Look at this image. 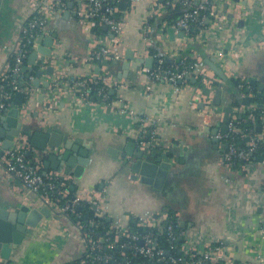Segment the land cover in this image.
<instances>
[{
  "label": "crops",
  "instance_id": "0c3cea01",
  "mask_svg": "<svg viewBox=\"0 0 264 264\" xmlns=\"http://www.w3.org/2000/svg\"><path fill=\"white\" fill-rule=\"evenodd\" d=\"M124 1L128 2L125 31L115 44L111 35L108 42L122 55L118 61H126L128 52L133 53L131 63L145 57L157 60L158 55L150 54L153 45L160 55L171 59L187 53L196 62L189 76L195 81L188 79L190 82L176 84L158 81L148 95L143 85L149 78L140 71L147 67L145 64L139 69L131 67L128 72L123 64L113 66L112 72L104 63L91 65L87 57L102 43V38L84 28L76 4L69 1L66 9L71 11L69 19L63 18L65 10L56 13L50 23L51 31L58 32L51 63L55 65V77L91 75L101 81L110 75L122 80L123 86L112 87L113 92L110 89L112 99L106 105L76 103V97L71 98L65 85L57 92L56 101H51L53 97L49 93L41 103L39 93L36 95L27 124L44 130L52 127L78 146L86 143L90 148L91 162L81 178L52 168L46 175L58 174L65 178L73 196L86 198L92 190L102 194L107 189L105 213L114 227L128 224L132 216L156 217L158 212L172 209L181 224H186L183 227L185 244L192 237V241L198 240L197 247L202 248L223 237L226 251L236 260L243 264H261L253 250L264 256V239L259 233V228L264 226V161L255 158L241 169L227 167L222 161L227 141L219 137L223 136L219 123L228 103L233 104L234 112L238 110V114H242L254 111L260 105L258 96L264 95V90L259 88L264 85V0H225L221 7L223 21L207 22L197 41L178 36L170 40L166 22L153 26L149 46L144 40V21L166 13L158 8L165 0H137L133 9L130 0ZM27 2L4 0L0 17V71L7 64L9 48L15 45L20 23L28 15ZM220 51L224 53L221 59ZM209 61L222 68L226 80L213 71ZM98 67H101L99 73ZM42 78L49 80L50 75L45 73ZM234 78L240 79L237 86L230 82ZM219 83L223 92L221 103L215 105L214 95ZM205 88L210 89L209 94L204 93ZM246 96L251 99L248 105L243 103ZM48 102H51L49 108L46 107ZM214 108L222 111L219 118L205 115ZM123 109H132L140 117L158 121L154 138L153 135L145 137V141L155 144L158 157L168 148L173 151L171 162L177 170L165 178L161 188L133 179L132 171L125 166L121 153L130 141L136 142L138 147L140 123L122 112ZM4 114L0 115V126ZM218 128L215 136L213 133ZM260 134L264 142V131ZM216 137L219 139L215 140ZM29 153L41 163L44 174L43 155L37 154L33 147ZM24 190L21 181L7 173L0 159L1 203L8 209L23 204L35 206ZM68 217L54 213L44 218L23 244L15 248L12 260L16 264H65L79 259L86 246L76 224Z\"/></svg>",
  "mask_w": 264,
  "mask_h": 264
},
{
  "label": "built area",
  "instance_id": "2783aa9c",
  "mask_svg": "<svg viewBox=\"0 0 264 264\" xmlns=\"http://www.w3.org/2000/svg\"><path fill=\"white\" fill-rule=\"evenodd\" d=\"M69 1H73L76 4V12L79 16L82 25L90 34H96L94 31L97 27L107 26V33L99 35L101 44L94 48L87 61L91 65L98 64V62L109 60L118 61L122 55L118 53L114 47L109 44L110 35L113 37L112 43L122 36L127 25L125 13L128 10H122L120 4L124 0H30L33 10L23 20L18 29V34L15 39V45L10 47L7 52V64L0 71V115L10 110L13 106V99L17 92H23L25 94L24 103L21 106L20 114L21 119L26 121L29 114L32 112L33 103L35 97L40 90L32 85L33 80L36 78L35 72L37 70H44L49 63L47 59L45 64H40L34 72L25 77L23 74V68L27 64V59L33 50L37 49L39 44L38 39L42 36H46L51 32L50 23L51 19L56 13H62L68 9ZM137 0H130L131 9L135 8ZM225 0H168L166 4L158 6L161 11H168V7H176L177 3H180L185 10L181 14L180 18L176 21L175 28L182 27L185 36L188 40H197L196 37L189 36L190 28L193 22H197L201 28L200 33L206 28L204 22L208 20L207 15H211L212 20L215 22H222L224 15L222 14V5ZM159 8V9H160ZM158 11V10H157ZM210 21V20H209ZM144 40L146 45H150L151 33L153 26L150 23V19L147 18L144 21ZM164 40V36L161 37ZM103 40V41H102ZM118 42V40H117ZM223 52H219V58H223ZM156 56V55H155ZM157 57V56H156ZM164 58L158 57L156 63L152 67H144L140 71L146 74L149 78V82L145 83L144 92L148 95L153 89V84L158 81H165L171 83H187L188 77L191 75L190 70L180 69V65H184L185 61L182 58L179 63H176L174 67L166 66L164 64ZM51 63V62H50ZM49 63V64H50ZM21 82L19 81L21 78ZM66 87V89L75 96L76 103H84L90 105H106L110 101L109 91L112 87L121 88L123 81L116 79L110 75H106L101 82L103 85L98 89L97 95L101 97V101H93L91 92L93 87L91 84L96 83L93 76H76L71 75L69 77L59 76ZM53 99L56 101V94L52 93ZM220 113L221 110H218ZM122 112L128 114L135 121L140 123L139 136L145 138L146 135L156 134V127L158 121L152 118L140 117L137 112L132 109H123ZM239 111L236 110L229 123V131L225 135L219 137L226 138L232 133L239 134L240 138H246L248 140V150L253 152L258 150L263 143V135L260 133H254L249 130H242L239 128L240 120L238 119ZM264 119V115H263ZM143 146L149 149H154L152 141L142 142ZM3 145V138L0 137V150ZM248 150L240 148L235 142H229V146L225 151L222 161L223 163L232 168L234 165V159L246 160V164L250 163ZM32 151L27 136L20 134L15 138L14 145L6 149L0 159L5 165V169L8 174L19 179L24 187L25 194L34 203L33 207L49 206L51 208L64 211L66 214L73 212L74 208L79 204L81 200L87 199L94 206V216L101 218L107 217L105 213L104 201L105 192L99 194L95 190H92L86 198L81 196H74L70 198V190L65 178L60 183H57L58 178H62L58 174L44 175L42 173V165L37 159H30L28 153ZM38 154V153H37ZM37 160V161H36ZM64 199L65 201H62ZM32 206V205H31ZM177 216V214H174ZM230 216V215H229ZM232 216V215H231ZM172 215L167 211H160L157 216H151L147 218H139L137 226L149 229L152 227H160L164 221L168 220ZM174 217V216H173ZM131 218V217H130ZM232 220L234 217H230ZM95 225V222H91ZM78 230L83 236V242L86 246V251L79 258V264H130L127 261L125 249H129L130 253L137 257L142 256L145 260L140 264H216L223 262V264H237L236 258L226 251V240L217 238L215 242L206 243L202 248H198V244L192 241V237L187 241V244L181 247L183 255H168L167 251H171L177 248L175 244L176 234L172 223L167 225L166 232L168 239L171 242L170 249L165 250L160 247L157 241V236L151 231L145 233L133 231L129 223L125 225L112 226L110 225L109 232L112 236H100L94 237L95 229H87L83 231V224L80 222L76 224ZM160 232H163L160 230ZM261 238L264 239V226L259 228ZM180 236L185 235V230L179 233ZM119 248L120 256L124 257V261L119 263H113L115 256L110 251L104 250ZM260 263H264V256L258 250H253Z\"/></svg>",
  "mask_w": 264,
  "mask_h": 264
},
{
  "label": "water",
  "instance_id": "95a60500",
  "mask_svg": "<svg viewBox=\"0 0 264 264\" xmlns=\"http://www.w3.org/2000/svg\"><path fill=\"white\" fill-rule=\"evenodd\" d=\"M72 4L73 2L69 5L72 6ZM3 5L4 0H0V17ZM127 6L128 2L126 1L120 4L122 10H125ZM70 15L71 11L66 10L63 18L69 19ZM232 16V14H229V17ZM207 22H209V19ZM105 29H107V26ZM168 34L170 36V40H175L176 36L181 38H184L185 36V32L182 27L176 30L174 26L168 28ZM38 42L39 44L37 49L30 53L27 59V64L23 68V75L25 77H29L40 64H45L47 57L51 58H48V60L52 63L54 45L55 43H58L57 30H53L48 35L40 37ZM130 53H132V51ZM132 55L128 52L127 60L123 63L122 60L114 63L109 60H104L103 63L107 66L110 72H112V67L118 64H123L125 71L128 72L131 67L139 69L143 64L147 67H152L154 62H156V59L153 57H145L139 58L131 63L130 60L133 57ZM164 58L168 61V63H179L182 59V57L171 59L166 55H164ZM51 63L47 65L46 69L37 70L35 72L36 78L32 82V85L40 90L38 100L41 103H44V99L47 94H57L60 87L64 85L63 80H59L60 77H55V65ZM208 63L213 71L223 80L227 79L222 68L212 61H209ZM100 70L101 67H98L97 73H99ZM45 73L50 75L49 80H43L42 77ZM124 76H127V73H124ZM188 79L195 81V78L192 77H188ZM179 83H182V81ZM252 83L255 84V80H252ZM221 84L222 83H219V88L216 90L214 95L215 105H219L221 103L220 97L223 92ZM259 88L264 90V85H261ZM113 91L114 88L111 89V92ZM204 93L209 94L210 89L205 88ZM70 96L72 98V95ZM24 100L25 94L23 92H17L14 97L13 106L2 116L3 122L0 126V137L3 138V145L0 150V157H2L6 149H9L14 145L15 138L20 134H23L27 136L30 145L37 150L38 154L40 156L43 155L45 158L44 175H46L48 170L52 168L60 173L63 172L65 175H74L76 178H81L91 162V158L89 157V145L84 143L82 146H78V144L73 143L70 139L65 137L63 133L53 130L52 127H48L44 130L42 127L37 128L36 126L27 124L26 121L21 119L20 114V109ZM250 100V97L246 96L243 98V103L248 105L250 104ZM50 105L51 102L46 103V107L49 108ZM223 112L224 115L223 117H220L221 122L219 125L221 126L222 134L225 135L229 131V123L234 114L233 104L228 103L224 107ZM220 114L221 113L215 110V108L210 112L208 111L205 113V115H208L209 117L218 118L221 116ZM218 130L219 128L215 130V133H213L215 136L218 134ZM218 139L219 137L215 138V140ZM138 140V147L136 146L137 143L134 141H130L125 144L124 151L121 153V156L124 158L125 166L132 171L133 179H139L144 184L161 188L165 178L168 175L170 176V174H174L177 170L174 169L175 165L171 162L170 154L173 153V151L168 148L165 153L158 157L157 154L159 153H156L154 149H149L148 147L142 145L145 138L140 136ZM228 146L229 143L227 142L226 148H228ZM255 158L259 162H263L264 154L256 155ZM54 213L57 215H67L62 210L51 208L46 205L33 207L28 204H23L19 207L16 206L14 209H8L1 203L0 200V264H3V262L16 264L12 260L14 257L13 252L16 250L15 248L23 244L28 235L32 233L33 228H36L44 218L50 217ZM181 225L184 228L186 227L185 223H182ZM125 250L128 251L129 249ZM167 254H169V251H167Z\"/></svg>",
  "mask_w": 264,
  "mask_h": 264
},
{
  "label": "trees",
  "instance_id": "16d2710c",
  "mask_svg": "<svg viewBox=\"0 0 264 264\" xmlns=\"http://www.w3.org/2000/svg\"><path fill=\"white\" fill-rule=\"evenodd\" d=\"M167 1L168 0H165L163 3L166 4ZM195 1H198V0H195ZM184 10H185V7H183L180 3H177L176 7H168V11L164 13L161 17L151 18L150 23L152 26L157 27V26H161L162 24L166 22V25L168 27H171L175 25L176 21L180 18ZM207 18L209 20H212L213 17L211 15H207ZM204 26L205 27L208 26L207 20L204 22ZM200 30L201 28L198 26V23L193 22L190 28L189 36L191 37L193 36L197 38V36L200 34ZM94 32L97 33L98 35H103L107 33L103 26L97 27V29H95ZM194 41H197V40H194ZM159 53L160 52H158L157 47L155 45L150 47V54L158 55L157 58L158 57L164 58V56L162 54L160 55ZM182 58L184 59L185 64L180 65L179 68L193 71L196 65L195 60L189 57V55L187 56V53L184 54ZM164 61H165L164 64L166 66L174 67L176 64V63H168V61H166L165 58H164ZM98 64H103V61L98 62ZM95 81L96 83L91 84V86L93 87V91L91 92L92 100L100 102L101 97L97 95V91L103 85V83L100 80H98V78H95ZM187 82H190V81L188 80ZM230 82L234 86H237V84L240 82V79L234 78V79H231ZM199 85L201 86L202 84L200 83ZM109 94H110V91H109ZM110 99H112V96H110ZM258 100H259L260 105L257 106L254 111H251V112L246 111L242 114H238L237 117L240 120V124L238 126L240 129L253 131L254 133H261L262 131H264V119H263L264 95L263 97L258 96ZM257 128H259V130H257ZM225 140L228 143L235 142L236 145L240 148H245L247 150L249 148L247 146L248 140L246 138L244 139L240 138L239 134L232 133L230 134V136L226 137ZM262 153L264 154V142L262 143L261 147L258 150L253 151V152L248 150L249 158L251 161L256 160L255 159L256 155H259ZM28 157L32 159V154L28 153ZM245 162L246 160L239 159L236 157L234 159V165L232 168L241 169L242 166L245 164ZM62 180H63L62 178H58L56 182L60 183ZM69 197L72 198L74 196L72 194ZM62 201H65V200L62 199ZM166 210L167 212H169L170 215H172V217H170L168 220L162 223L160 230H162L163 232H160L159 227H152L149 229L138 227L137 221L139 218L135 216H132L129 219V226L135 232L145 233L146 231H151L152 233H155V235L157 236V241H158L159 246L164 248L165 250H169L171 242L168 239L166 228L168 224L172 223V225L174 226L175 234H176L175 244L177 245V248L174 250H171L168 255H176V256L183 255L184 253L181 252V247L185 244V239L183 238V236H180L179 233L183 231L184 228L182 227L181 221L178 218V216L174 215L175 212L172 209H166ZM94 212H95L94 206L89 201L81 200L79 204L74 208V211L69 212L67 215L69 216V218L72 220L73 223L77 224L80 222L81 224H83V231H86L87 229H95L94 237L112 236L113 234L112 233L110 234L109 232L111 223L108 221L107 217H101V218L95 217ZM92 221L95 222V225L91 224ZM104 250L110 251L111 253L114 254L115 259L113 263H119V262L124 261V257L120 256L121 251L119 248H116V247L113 249L104 248ZM126 256H127V261H129L130 264H140L145 260V258H143L142 256H137V257L133 256L130 253V251H127ZM79 262H80V259H76L74 261H71L65 264H79ZM216 264H223V262H219ZM237 264H243V263L237 260Z\"/></svg>",
  "mask_w": 264,
  "mask_h": 264
},
{
  "label": "rangeland",
  "instance_id": "374dc122",
  "mask_svg": "<svg viewBox=\"0 0 264 264\" xmlns=\"http://www.w3.org/2000/svg\"><path fill=\"white\" fill-rule=\"evenodd\" d=\"M27 13L31 12L33 10V8L30 6L29 0H27ZM23 22V21H22ZM22 22L20 23V25L22 24ZM195 243H198V240L194 239Z\"/></svg>",
  "mask_w": 264,
  "mask_h": 264
}]
</instances>
